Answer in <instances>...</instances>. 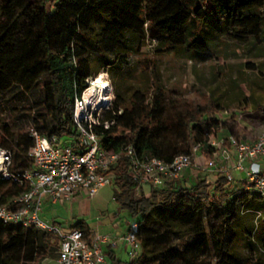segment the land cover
Returning a JSON list of instances; mask_svg holds the SVG:
<instances>
[{
	"label": "trees",
	"instance_id": "trees-1",
	"mask_svg": "<svg viewBox=\"0 0 264 264\" xmlns=\"http://www.w3.org/2000/svg\"><path fill=\"white\" fill-rule=\"evenodd\" d=\"M223 42L252 60L242 73L264 82V0H0V149L12 153L14 172L30 169L31 129L76 142L74 103L87 79L129 69L145 47L157 57L213 62ZM142 65L131 86L115 85L101 117L109 127L93 128L104 150L122 155L106 174L114 202L129 215L124 234L140 244L133 261L109 253L110 264H264V198L245 179L228 181L218 172L212 184L180 176L156 187L134 178L125 148L164 163L192 155L197 145L210 157L217 149L209 142L222 125L220 105L192 104L167 91L151 60ZM243 83L241 73L227 83L233 106L251 100ZM222 146L230 150L226 140ZM8 188L13 192L0 181L1 204L11 198ZM68 229L89 232L80 219ZM239 242L246 254L236 250ZM59 246L54 233L0 222V264H41L56 258Z\"/></svg>",
	"mask_w": 264,
	"mask_h": 264
},
{
	"label": "built area",
	"instance_id": "built-area-1",
	"mask_svg": "<svg viewBox=\"0 0 264 264\" xmlns=\"http://www.w3.org/2000/svg\"><path fill=\"white\" fill-rule=\"evenodd\" d=\"M94 80L95 77L86 80L84 91L74 103L76 142L48 138L31 129L33 144L27 155L33 167L22 172L12 170V153L0 149V181L7 182L14 192L7 203H0V222L33 227L57 235L60 239L56 257L58 264H106L105 247L115 246L117 242L126 247L129 261H133L140 251V244L130 235L124 234L115 241L106 235L87 234L78 229L62 233L56 225L41 217L45 201L52 204L69 201L80 192L93 197L99 190L112 184V178L106 173L122 155L104 150L93 128L99 125L109 127L110 123L102 122L101 117L111 109L114 99L109 84L101 92L98 88L92 90ZM103 93H106L104 98ZM225 133L224 140L234 154L231 169L244 174L242 179L264 198V174L259 163L264 161V133L252 142L241 139L230 128ZM224 140L216 142L212 139L209 145L216 149L220 144L221 154L226 155L229 152L222 146ZM199 150L200 146L197 145L192 155L176 156L170 163L155 157L138 159L132 147L125 148L124 153L129 158L130 169L138 183H150L157 187L166 180L180 177L200 156ZM205 163L207 169H216L219 161ZM219 172L228 181H233L228 169H220Z\"/></svg>",
	"mask_w": 264,
	"mask_h": 264
},
{
	"label": "rangeland",
	"instance_id": "rangeland-1",
	"mask_svg": "<svg viewBox=\"0 0 264 264\" xmlns=\"http://www.w3.org/2000/svg\"><path fill=\"white\" fill-rule=\"evenodd\" d=\"M216 51L217 58L213 62L194 65L191 62L173 57L154 56L152 49L145 47L142 54L132 55V63L129 69L112 74L101 71L94 77L104 75L105 82L112 89V99H114L115 85H119L121 90L131 86L141 72V68L139 69L137 66H143L142 61L144 59L151 60L158 66L167 91H178L192 104H203L207 100H212L221 106L220 112L224 115V118L221 122V130L214 139L216 142L225 139L227 128L238 133L241 139L252 142L264 133V82L255 74L242 73V64L252 60L241 49L223 42L217 46ZM239 73L244 78V83L241 86L243 96H250L251 100L233 106L226 99L228 93L227 83L230 79L238 78ZM253 101L259 102V109L252 108ZM1 117L6 119L4 114H1ZM217 148L222 147L219 144ZM226 150L232 154V151L227 148ZM217 151L216 154L210 157L200 153L202 163L199 164L196 160L198 163L194 162L189 167L192 175L188 178V183L194 182L198 177H204L212 184L217 180L219 170L225 168L230 171L234 178L235 173L231 168L226 167L228 165L226 160L220 162L222 159L221 150ZM231 154H229L230 158L233 155ZM223 156L225 155L223 154ZM211 160L219 161L216 169L206 168L205 161ZM7 193L10 196L13 195L9 188ZM114 193L115 188L111 184L99 190L93 197L83 195L77 202L69 200L59 202L53 208L42 207L41 217L47 222L55 224L62 233L68 230L74 218L84 220L89 224L97 225L102 222H113L120 226L126 218H129V215L114 202ZM258 225L261 233L264 234V219L258 222ZM236 250L239 253L246 254V249L241 242L237 244Z\"/></svg>",
	"mask_w": 264,
	"mask_h": 264
},
{
	"label": "crops",
	"instance_id": "crops-1",
	"mask_svg": "<svg viewBox=\"0 0 264 264\" xmlns=\"http://www.w3.org/2000/svg\"><path fill=\"white\" fill-rule=\"evenodd\" d=\"M219 118L222 120L224 118V115L220 114ZM225 138H226V134H225ZM217 150H218V148H217ZM229 154H231V153H228L225 156L222 155V159L220 161H225L226 160V163L228 164L226 167L231 168L233 160H234V154L232 152L233 155L231 154L232 155L231 158L229 157ZM196 160H198L199 164L202 163V157L199 156V157H197ZM196 160H195V162H196ZM198 162H196V163H198ZM259 163L261 164V168L264 169V161H259ZM232 171H234V173H235L234 179H242V178L245 177L244 174H241V173H239V172H237L235 170H232ZM191 175H192L191 174V170L189 168H187L186 170L183 171V173L181 174V177H184V178L188 179ZM142 184H143V186H146L144 183H142ZM83 195H85V194L83 192H80L78 195H76L72 199L73 202H77V200H80V198ZM57 204H59V203H57ZM57 204H52V203H50L48 201H45L44 204H43V207L44 208H53ZM76 220H78V218L77 219L74 218V221H76ZM128 220H129V218L128 219L126 218L124 220V222L122 223V225H120V226H117L113 222H105V223L102 222V223H99L97 225L96 224H89L86 221L85 222L88 224L89 232L91 234H94V235H106V236H108L110 238V240H115L116 241L118 239V237L124 235V231H125V228H126V222H128ZM73 222H72V224H73ZM68 231H69V229L66 232H68ZM109 253L113 254L114 257L118 261H121V262H124V263L129 262V258L127 256V249L120 242H117V244L115 246L106 245V247H105L106 264H110V260H109V257H108ZM41 264H58V263H57L56 258H53V259H46Z\"/></svg>",
	"mask_w": 264,
	"mask_h": 264
},
{
	"label": "bare ground",
	"instance_id": "bare-ground-1",
	"mask_svg": "<svg viewBox=\"0 0 264 264\" xmlns=\"http://www.w3.org/2000/svg\"><path fill=\"white\" fill-rule=\"evenodd\" d=\"M104 75H99L95 78V80L92 83V90L98 88L99 91H103L105 88H107L108 84L105 82ZM110 95V94H109ZM106 96V93H103V98Z\"/></svg>",
	"mask_w": 264,
	"mask_h": 264
}]
</instances>
